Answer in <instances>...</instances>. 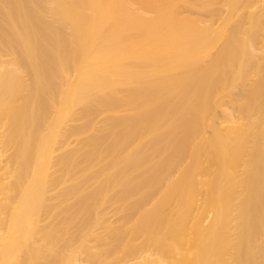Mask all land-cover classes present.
I'll return each instance as SVG.
<instances>
[{"label":"bare ground","instance_id":"obj_1","mask_svg":"<svg viewBox=\"0 0 264 264\" xmlns=\"http://www.w3.org/2000/svg\"><path fill=\"white\" fill-rule=\"evenodd\" d=\"M0 264H264V0H0Z\"/></svg>","mask_w":264,"mask_h":264},{"label":"rangeland","instance_id":"obj_2","mask_svg":"<svg viewBox=\"0 0 264 264\" xmlns=\"http://www.w3.org/2000/svg\"><path fill=\"white\" fill-rule=\"evenodd\" d=\"M260 4V3H259ZM262 4V3H261ZM220 6V4L218 5V7ZM216 8H217V6H216ZM221 11H223V10H221ZM226 13V11H224V14ZM207 16V15H206ZM206 16H203V17H201V18H205V19H209L210 17L208 16V17H206ZM71 141H73V139H70ZM113 219H116V217H115V215H112V220Z\"/></svg>","mask_w":264,"mask_h":264}]
</instances>
